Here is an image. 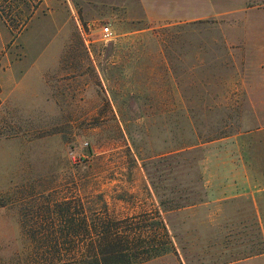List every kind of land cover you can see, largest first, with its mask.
Returning <instances> with one entry per match:
<instances>
[{
    "label": "rangeland",
    "instance_id": "obj_1",
    "mask_svg": "<svg viewBox=\"0 0 264 264\" xmlns=\"http://www.w3.org/2000/svg\"><path fill=\"white\" fill-rule=\"evenodd\" d=\"M214 5L173 23L115 0H0V71L15 75L0 77V264L28 249L21 213L39 194L156 213L172 245L158 256L187 264L264 250V0Z\"/></svg>",
    "mask_w": 264,
    "mask_h": 264
},
{
    "label": "trees",
    "instance_id": "obj_2",
    "mask_svg": "<svg viewBox=\"0 0 264 264\" xmlns=\"http://www.w3.org/2000/svg\"><path fill=\"white\" fill-rule=\"evenodd\" d=\"M38 196L21 213L28 249L10 264H138L171 249L166 225L156 213L145 223V213L110 215L104 204L87 209L79 196ZM145 224L155 228L150 239L135 231Z\"/></svg>",
    "mask_w": 264,
    "mask_h": 264
},
{
    "label": "crops",
    "instance_id": "obj_3",
    "mask_svg": "<svg viewBox=\"0 0 264 264\" xmlns=\"http://www.w3.org/2000/svg\"><path fill=\"white\" fill-rule=\"evenodd\" d=\"M218 0H115V13H125L128 20H137L139 17L148 19L149 21H170L173 23L179 20H190L198 18L205 13L218 12L215 8V2ZM126 3V4H125ZM121 9V11H118ZM125 11V12H124ZM15 77L12 71H0V77ZM2 87V82H0ZM196 205L183 209H191ZM182 209V210H183ZM164 223H167L164 219ZM174 242V237L171 236ZM187 264L179 255V250L175 247L172 254H164L150 258L147 261L138 264ZM231 264H264V250L254 253L251 256L244 257Z\"/></svg>",
    "mask_w": 264,
    "mask_h": 264
},
{
    "label": "built area",
    "instance_id": "obj_4",
    "mask_svg": "<svg viewBox=\"0 0 264 264\" xmlns=\"http://www.w3.org/2000/svg\"><path fill=\"white\" fill-rule=\"evenodd\" d=\"M111 34V31L109 30V28L107 26H103L100 30V35L101 38L104 40L109 39V35Z\"/></svg>",
    "mask_w": 264,
    "mask_h": 264
}]
</instances>
